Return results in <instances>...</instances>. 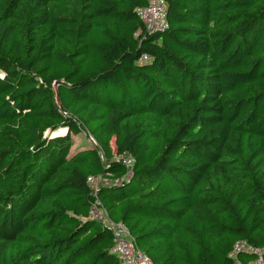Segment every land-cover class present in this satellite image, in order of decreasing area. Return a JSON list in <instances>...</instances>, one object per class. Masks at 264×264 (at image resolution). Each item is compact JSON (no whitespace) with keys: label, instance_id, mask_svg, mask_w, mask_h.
Listing matches in <instances>:
<instances>
[{"label":"trees","instance_id":"obj_1","mask_svg":"<svg viewBox=\"0 0 264 264\" xmlns=\"http://www.w3.org/2000/svg\"><path fill=\"white\" fill-rule=\"evenodd\" d=\"M166 2L0 0V264H122L97 201L154 264L264 249V0Z\"/></svg>","mask_w":264,"mask_h":264},{"label":"built area","instance_id":"obj_2","mask_svg":"<svg viewBox=\"0 0 264 264\" xmlns=\"http://www.w3.org/2000/svg\"><path fill=\"white\" fill-rule=\"evenodd\" d=\"M147 1L148 5L146 7L137 9V14L144 26L146 36L164 34L169 28L167 18L168 5L166 0ZM141 35L142 32H139L137 37ZM148 61L149 57L146 55L141 59V62ZM123 161L128 169H130L134 163L133 159L130 157L124 158ZM108 182L109 180L104 177H89L87 181L89 187L95 194ZM89 219L99 223L102 227L112 232L113 245L111 252L122 264H154L152 260L136 246L129 229L123 223L112 221L99 201L95 202L93 205ZM241 254H248L254 257V260L249 264H264V249L254 247L246 241L237 242L230 257L236 264H241L239 261V255Z\"/></svg>","mask_w":264,"mask_h":264},{"label":"rangeland","instance_id":"obj_3","mask_svg":"<svg viewBox=\"0 0 264 264\" xmlns=\"http://www.w3.org/2000/svg\"><path fill=\"white\" fill-rule=\"evenodd\" d=\"M75 139V144H76V148H84V147H88L91 148L92 144L94 143L92 137H90L88 134H81L77 137H74ZM113 148H115L114 144H113ZM116 160L118 161L119 158L116 157Z\"/></svg>","mask_w":264,"mask_h":264}]
</instances>
